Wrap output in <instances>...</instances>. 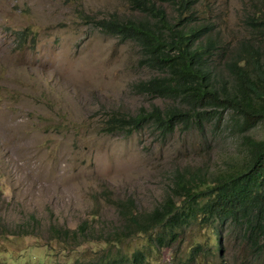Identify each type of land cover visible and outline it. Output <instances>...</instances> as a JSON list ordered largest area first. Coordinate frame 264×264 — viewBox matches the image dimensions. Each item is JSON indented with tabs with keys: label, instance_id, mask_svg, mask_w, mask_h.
<instances>
[{
	"label": "rangeland",
	"instance_id": "374dc122",
	"mask_svg": "<svg viewBox=\"0 0 264 264\" xmlns=\"http://www.w3.org/2000/svg\"><path fill=\"white\" fill-rule=\"evenodd\" d=\"M250 1L201 0L199 17L235 44L248 33L243 18ZM114 13L138 15L127 0H0V220L9 232L27 225L24 235L0 239V264L95 260L106 247L101 240L62 250L49 227L75 230L91 220L112 234L122 225L117 202L151 211L171 194L175 173L218 172L237 153L229 131L179 128L159 138L150 126L130 135L104 130L113 112L170 104L134 88L154 75L139 65L138 47L91 21ZM251 133L264 137V124ZM200 227L193 223L173 247L157 251L156 264L187 258L194 244L209 245ZM229 228L226 264H254ZM143 245L136 236L124 250ZM219 257L205 254L195 264H218Z\"/></svg>",
	"mask_w": 264,
	"mask_h": 264
},
{
	"label": "trees",
	"instance_id": "16d2710c",
	"mask_svg": "<svg viewBox=\"0 0 264 264\" xmlns=\"http://www.w3.org/2000/svg\"><path fill=\"white\" fill-rule=\"evenodd\" d=\"M200 1L127 0L137 16L114 13L91 20L104 33L135 44L139 65L154 72L134 88L170 102L135 114L113 112L103 127L107 133L130 135L150 126L159 138L179 128L202 135L229 131L238 141L237 153L218 172L175 173L171 194L151 211L117 202L122 225L112 234L96 229L91 220L75 230L52 224L49 233L62 250L98 240L105 244L100 256L86 264H156V252L173 247L193 223L207 229L210 244H194L187 258L178 255L171 264H195L205 254L207 259L219 254L218 264H226V227L254 264H264V137L251 133L264 124V0L250 1L243 18L248 33L235 44L223 42L216 24L199 17ZM36 221L33 217L31 223ZM26 228L9 232L0 220V239L24 235ZM136 236L144 245L126 252L124 246Z\"/></svg>",
	"mask_w": 264,
	"mask_h": 264
}]
</instances>
